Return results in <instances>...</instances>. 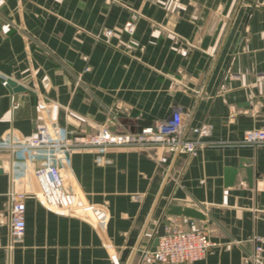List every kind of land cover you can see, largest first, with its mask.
<instances>
[{
    "label": "crops",
    "instance_id": "obj_1",
    "mask_svg": "<svg viewBox=\"0 0 264 264\" xmlns=\"http://www.w3.org/2000/svg\"><path fill=\"white\" fill-rule=\"evenodd\" d=\"M130 18L131 35L123 30ZM0 75L26 88L15 101L0 80L4 135H28L52 113L75 132L104 122L131 131L176 109L187 126L212 125L197 154H168L166 163L158 147L71 150L69 184L107 205L106 224L56 214L29 194L23 240L14 246L13 155L0 149V264H115L113 253L120 264H159L147 248L171 204L202 210L196 223L216 242L191 264H264L250 257L253 237L264 234V143L242 139L264 128V0H0ZM243 159L252 184L242 169L226 185L225 168ZM167 218L170 228L189 222Z\"/></svg>",
    "mask_w": 264,
    "mask_h": 264
},
{
    "label": "built area",
    "instance_id": "obj_2",
    "mask_svg": "<svg viewBox=\"0 0 264 264\" xmlns=\"http://www.w3.org/2000/svg\"><path fill=\"white\" fill-rule=\"evenodd\" d=\"M135 27L134 18H130L123 30L131 35ZM104 34L110 37L113 30L106 29ZM211 133L212 125L209 123L187 126L182 112L176 109L170 119L144 126L140 132H114L108 122L100 124L95 132H75L62 126L52 113L44 124L28 135L0 134V149L10 150L14 163L12 186L8 192L10 246L23 240L25 198L29 194H35L45 208L56 214L78 217L96 226L106 224L109 218L107 205L90 202L69 184L65 164L71 150L96 148L103 153L116 147H158L165 151L159 162L166 163L168 154H197L209 142ZM242 139L251 144L264 143V128L246 130ZM98 160L101 161V157ZM33 162L38 164L30 174L28 164ZM196 222V219L189 218L185 227L166 226L156 249L148 251L149 257L159 264H191L204 258L216 242ZM253 242L254 251L250 257L264 260V234L255 235ZM111 258L115 264H120L117 253L111 254Z\"/></svg>",
    "mask_w": 264,
    "mask_h": 264
},
{
    "label": "water",
    "instance_id": "obj_3",
    "mask_svg": "<svg viewBox=\"0 0 264 264\" xmlns=\"http://www.w3.org/2000/svg\"><path fill=\"white\" fill-rule=\"evenodd\" d=\"M0 80L4 81L7 85V87L10 89L11 93L13 94V100H18V93L25 91V86L18 84L17 81L13 80L12 78H8L6 76L0 75ZM31 116L33 118L37 117V107L33 106L31 108ZM151 125V120H144L140 119L137 121V126H132L131 132L141 131L144 126ZM192 156V155H190ZM245 169L246 171V177L250 184L253 182L254 177V171L253 167L250 164L249 160L243 159L241 160V164L238 167H231L227 166L225 168V184L226 185H232L237 177V174L240 170ZM3 172V168L1 167L0 162V173ZM172 216H184L187 218H194V219H205V214L202 210L190 206V205H181V204H171L167 209L165 210V213L161 217V220L159 222V225L157 226L154 236L152 238L151 245L147 248V251H154L156 249V246L159 242V237L162 236L165 233L166 226L170 223V219L167 217ZM129 250H125V254Z\"/></svg>",
    "mask_w": 264,
    "mask_h": 264
}]
</instances>
